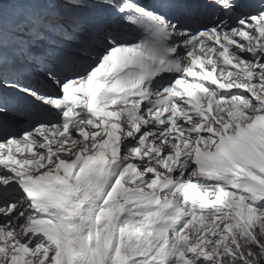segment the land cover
Returning <instances> with one entry per match:
<instances>
[{"label":"snow or ice","instance_id":"1","mask_svg":"<svg viewBox=\"0 0 264 264\" xmlns=\"http://www.w3.org/2000/svg\"><path fill=\"white\" fill-rule=\"evenodd\" d=\"M0 264H264V0H0Z\"/></svg>","mask_w":264,"mask_h":264}]
</instances>
